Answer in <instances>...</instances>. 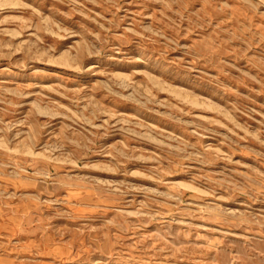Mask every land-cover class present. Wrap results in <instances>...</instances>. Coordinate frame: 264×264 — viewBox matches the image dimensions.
<instances>
[{
  "label": "rangeland",
  "instance_id": "obj_1",
  "mask_svg": "<svg viewBox=\"0 0 264 264\" xmlns=\"http://www.w3.org/2000/svg\"><path fill=\"white\" fill-rule=\"evenodd\" d=\"M0 264H264V0H0Z\"/></svg>",
  "mask_w": 264,
  "mask_h": 264
}]
</instances>
